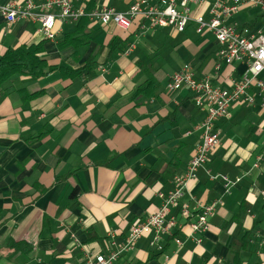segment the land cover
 <instances>
[{
    "label": "crops",
    "instance_id": "0c3cea01",
    "mask_svg": "<svg viewBox=\"0 0 264 264\" xmlns=\"http://www.w3.org/2000/svg\"><path fill=\"white\" fill-rule=\"evenodd\" d=\"M46 1L34 0L37 6ZM92 1L75 0L73 8L127 13L138 2ZM12 2L24 6L26 0L0 5ZM213 3L190 5L191 16L209 21ZM89 22L92 43L75 57L73 48L58 44L76 32L77 22L58 23L50 41L37 22L8 27L0 17V58L45 40L43 58L51 66L79 68L91 54L97 61L94 78L67 79L55 69L37 80L20 79L0 102V264H92L98 254L115 251L131 226L175 189L174 178L186 172L201 141L206 111L189 90L168 89L173 74L189 64L197 80L229 90L246 71L245 61L224 63L213 31L198 32L195 21L183 32L142 17L129 31ZM225 24L256 32L264 12L243 6ZM114 38L122 50L108 47ZM47 44L62 58L48 59ZM139 88L148 94L137 95ZM248 95L252 105L235 104L217 122L221 145L172 211L181 220L183 205L194 217L197 204H217L210 229L162 235V252L152 246L150 231L114 264H264V90L253 87Z\"/></svg>",
    "mask_w": 264,
    "mask_h": 264
},
{
    "label": "built area",
    "instance_id": "2783aa9c",
    "mask_svg": "<svg viewBox=\"0 0 264 264\" xmlns=\"http://www.w3.org/2000/svg\"><path fill=\"white\" fill-rule=\"evenodd\" d=\"M74 1L47 0L39 6L34 0H26L24 6L12 2L0 5V17L8 27L21 20L37 22L40 24V33L50 41L56 40L58 23L78 22L84 17L100 21L104 26L114 24L122 31H129L134 20L139 17L150 20L153 26H172L179 32L185 30L189 21H195L198 32L201 33L204 29L213 31L221 46L218 56L224 63L231 65L235 61H245L246 71L243 77L233 82L229 90L219 88L209 79L197 80L193 67L189 64L173 74L168 89L173 92L189 90L193 94L195 105L206 111V117L199 126L202 131L201 141L186 172L174 178L175 189L166 197L162 196L163 203L157 211L131 226L124 243L108 255L98 254L92 264H114L123 253L133 250L137 242L150 231L155 235L152 246L161 252L162 235H172L175 231L186 228L190 236L206 233L210 229L209 217L215 212L217 204H197L200 210L194 217L189 206L183 205L180 209L181 220L172 215V211L179 205L189 182L196 180L198 170L210 162V155L221 145L217 122L228 117L230 108L235 104L246 102L252 105L254 99L248 95L251 88L264 90V82L260 79L264 76V26L251 32L248 28L239 29L235 25L225 24L226 19L237 14L243 6H256L264 12V0H214L210 10L212 18L209 21H205L200 15L193 18L190 10V5L206 0H138L127 13H117L110 9L87 13L83 8L74 9ZM150 2L154 3L143 10L141 6ZM195 241L201 243V239ZM176 243L178 246L182 244L178 239ZM262 245L264 246V240Z\"/></svg>",
    "mask_w": 264,
    "mask_h": 264
},
{
    "label": "trees",
    "instance_id": "16d2710c",
    "mask_svg": "<svg viewBox=\"0 0 264 264\" xmlns=\"http://www.w3.org/2000/svg\"><path fill=\"white\" fill-rule=\"evenodd\" d=\"M96 0H93L94 4ZM89 19L84 17L77 22L76 32L68 34L61 38L58 48L64 50L66 48H73L75 50L74 56H82L81 50L88 46L91 42L89 28ZM45 40L38 44L22 45L16 49H9L0 58V102L8 95L9 89L20 79L32 81L46 76L49 72L55 69L60 72L67 79H75L85 75L86 78H94L97 67L96 55L88 56L83 65L79 68L54 67L48 64L47 60L43 58L45 51ZM111 51L115 49L122 50L124 48L123 42L114 38L108 44ZM154 80L149 79V84H153ZM148 86V85H147ZM146 86V87H147ZM141 88L138 89L137 95L145 94ZM40 92L31 94L29 99L37 97ZM148 94V93H146Z\"/></svg>",
    "mask_w": 264,
    "mask_h": 264
},
{
    "label": "rangeland",
    "instance_id": "374dc122",
    "mask_svg": "<svg viewBox=\"0 0 264 264\" xmlns=\"http://www.w3.org/2000/svg\"><path fill=\"white\" fill-rule=\"evenodd\" d=\"M69 30H71L73 28V25H69L68 26ZM67 27H65V31H67L68 29ZM184 37V36H183ZM182 38V37H180ZM185 38V37H184ZM47 50H46V54H47V58L48 59H54V58H58L61 57L62 55L60 53L57 52V50L54 48L53 45L47 44ZM65 53V52H64ZM62 58V57H61Z\"/></svg>",
    "mask_w": 264,
    "mask_h": 264
},
{
    "label": "bare ground",
    "instance_id": "6f19581e",
    "mask_svg": "<svg viewBox=\"0 0 264 264\" xmlns=\"http://www.w3.org/2000/svg\"><path fill=\"white\" fill-rule=\"evenodd\" d=\"M249 26V25H248ZM243 27V26H242ZM254 27V26H253ZM248 28H250V27H248Z\"/></svg>",
    "mask_w": 264,
    "mask_h": 264
}]
</instances>
